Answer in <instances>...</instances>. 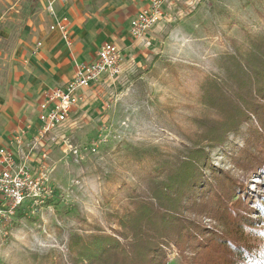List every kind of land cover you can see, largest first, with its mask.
I'll return each mask as SVG.
<instances>
[{"label":"rangeland","instance_id":"obj_1","mask_svg":"<svg viewBox=\"0 0 264 264\" xmlns=\"http://www.w3.org/2000/svg\"><path fill=\"white\" fill-rule=\"evenodd\" d=\"M169 5L168 21L163 13L151 29L162 33L155 53L133 74L124 73L97 92L101 104L90 109L95 114L69 113L41 144L33 137L28 141L32 153H45L42 167L31 171L46 174L52 195L26 202L0 232V264H69L75 248L67 245L75 235H117L120 216L134 209L152 182L165 179L164 171L184 157L189 141L212 120L231 115L219 109L226 57L242 71L263 57L264 0H170ZM251 119L239 127L247 128ZM231 143L210 150L203 176L210 177L211 165L236 174L229 155L240 144ZM263 189V178L251 174L246 194L255 199ZM198 219L209 223L205 216ZM167 253L168 264H178L177 248Z\"/></svg>","mask_w":264,"mask_h":264},{"label":"trees","instance_id":"obj_2","mask_svg":"<svg viewBox=\"0 0 264 264\" xmlns=\"http://www.w3.org/2000/svg\"><path fill=\"white\" fill-rule=\"evenodd\" d=\"M226 58L219 109L231 115L212 120L189 141L165 179L152 182L120 216L117 235H75L67 245L75 248L69 264H168L171 246L178 264H264V189L255 199L246 194L251 174L264 180V55L253 67L247 62L246 71ZM248 117L247 128L239 127ZM230 143L240 144L229 155L236 174L211 165L210 177L203 176L210 150Z\"/></svg>","mask_w":264,"mask_h":264},{"label":"crops","instance_id":"obj_3","mask_svg":"<svg viewBox=\"0 0 264 264\" xmlns=\"http://www.w3.org/2000/svg\"><path fill=\"white\" fill-rule=\"evenodd\" d=\"M149 1L18 0L11 3V0H0V147H7L17 164L25 163L30 169L42 167L40 164L45 156L42 148L39 153L28 149L32 137L37 144H41L43 138L38 135L39 104L48 90L67 84L73 77L76 63L94 61L98 48L110 42L119 48L122 56L123 69L118 77L124 73L128 76L155 53L162 33L150 30L134 38L129 32L131 20ZM49 2L57 16L68 18L70 46L65 44L57 29L50 30L55 17L46 10ZM169 3L170 0L163 7L166 21L171 14ZM36 42L42 43L37 51L34 49ZM4 44H8V49ZM118 77H101L89 87L80 89L70 114L80 118L86 116L85 112L95 114L90 109L101 104L97 101V92ZM73 124L70 130L75 129ZM21 132L24 135L18 147L12 140Z\"/></svg>","mask_w":264,"mask_h":264},{"label":"built area","instance_id":"obj_4","mask_svg":"<svg viewBox=\"0 0 264 264\" xmlns=\"http://www.w3.org/2000/svg\"><path fill=\"white\" fill-rule=\"evenodd\" d=\"M167 1L150 0L147 7L140 10L131 20L129 29L131 36L140 38L150 31L162 18L163 7ZM46 10L55 17V23L50 25V30L57 29L65 44L70 46L68 18L57 16L52 2L47 4ZM41 46V42H36L34 49L37 51ZM122 69L120 50L110 42H105L98 48L94 61L76 63L73 77L67 84L52 88L44 94L39 104V137L50 134L67 120L78 100L80 89L89 87L101 77L114 79L122 73ZM23 135L24 132H21L14 136L12 142L18 147L21 146ZM47 182V176L43 171L33 173L25 163L17 164L7 147H0V232L12 223L26 202L37 203L41 198L52 195V189L48 187Z\"/></svg>","mask_w":264,"mask_h":264}]
</instances>
